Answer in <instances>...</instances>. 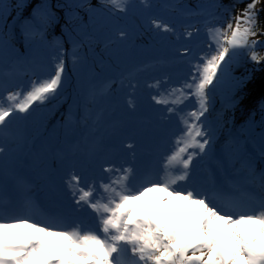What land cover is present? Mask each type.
Returning a JSON list of instances; mask_svg holds the SVG:
<instances>
[{
	"label": "snow or ice",
	"instance_id": "obj_1",
	"mask_svg": "<svg viewBox=\"0 0 264 264\" xmlns=\"http://www.w3.org/2000/svg\"><path fill=\"white\" fill-rule=\"evenodd\" d=\"M239 3L244 0L231 5L220 0L210 5H161L186 18L207 15L216 19L228 14L223 25L205 22L206 50L194 62L185 59L191 53L186 44L174 46L173 61L191 64L189 78L152 96L166 113L178 117L181 128L174 147L164 154L155 172L132 164L120 168L100 164L102 171L113 175L99 185L88 179L97 158L122 147L135 161V140H120L118 145L101 140L77 142L67 152L59 149L51 155L37 149L39 163L57 173L70 192L73 211L90 209L96 227H85L81 221L68 223L56 212L43 213L40 220L20 214L0 185V264H264V118L259 132L249 124L246 131L230 135L219 152L214 148L217 130L209 122L212 95L225 79L233 85L230 106L235 108L244 99L252 72L234 76V68L245 60L264 65V43L257 38L264 37V0H248L234 13ZM141 4L153 7L149 0ZM98 7L119 19L118 14L127 16L132 5L130 0H102L99 6L92 0H0V53H13L17 63L38 59L46 50L56 53L50 66H45L47 74L33 73L27 87L12 86L7 79L12 73L0 74V158L8 153L9 144L28 143L27 122L44 110L42 106L62 102L67 89L74 87L69 59L72 73L78 74L95 47L104 45L102 55L118 41L131 39L124 27L114 39H98L94 34ZM57 26L69 38L65 43H70L71 52L60 37L49 39V31ZM151 26L161 39H181L177 28L164 19L153 17ZM192 28L194 24L183 28L185 40L199 34V28L195 33ZM113 83L91 91L90 102L96 95H107ZM119 84L130 90L126 103L130 112H136L134 74L122 76ZM186 101H192L194 108L181 111ZM260 111L264 117V104ZM145 133L133 129L131 134ZM204 160L208 161L205 175L198 178L194 172ZM157 191L165 194L158 201L137 203ZM173 202H178L175 210H163Z\"/></svg>",
	"mask_w": 264,
	"mask_h": 264
},
{
	"label": "rangeland",
	"instance_id": "obj_2",
	"mask_svg": "<svg viewBox=\"0 0 264 264\" xmlns=\"http://www.w3.org/2000/svg\"><path fill=\"white\" fill-rule=\"evenodd\" d=\"M5 2H7V0H5ZM92 2L93 4L99 6L102 3V0H92ZM176 2L189 5L199 2L205 5H210L216 2V0H149V3L153 5L152 8H145L141 4V0H130L132 7L130 8L128 15L124 16V14H118L120 17L119 19H114L107 14L106 9L98 7V14L95 20L96 31L94 33L98 39L104 40L109 36L114 39L116 31L121 27H124L131 33V39L126 41H118L116 44L111 45L108 51L104 52L102 55L101 51L104 45L100 44L99 46L95 47L94 53L90 54L88 62L81 68L78 74L72 73L71 60L69 59V75L71 76V83L74 87L67 89V91L71 90V95H74L75 98L71 103L78 107V110H74V107L70 112L68 111L67 118L70 116V114H72L71 118H73V113L76 112V110L77 112L85 111L94 115L95 109L98 106H104V103H98L93 100H91V102L90 100L84 101V95L85 97H89V93L91 91L103 90L105 88L104 85L108 82L111 76L123 75L126 73L127 68L134 66V63L142 59V56L152 55L155 53L170 54L174 53V46L186 44L189 47L191 44L202 41L201 47L198 49L200 54L203 50H206L207 38L206 27L203 25H198V23L206 19H211V21H209L211 24L220 26L225 24L228 20L227 13H223L222 18L220 15H218V18L216 19H213L207 15L186 18L180 16L178 12H172L161 7V5L165 3ZM220 2L225 5H231L234 3V0H220ZM247 2L248 0H244V3L237 4V6L232 11L235 13L243 9L244 4ZM209 11H211V9H209ZM153 17L164 19L166 22L176 27L178 32L181 34V39L176 40L175 36H169V39L167 40L161 39L160 36L156 34V30L151 26V19ZM261 17L262 20H264V13L261 14ZM192 21H195V28H199V34L194 35V38L192 39L185 40L182 35L183 28L189 24H192L189 23ZM195 28L190 30L195 33ZM53 35L60 37L61 43H64L65 48H67L69 52L72 51L70 43H65L69 38L66 35H62L59 26H57L54 30L49 31V39H51ZM257 38L260 39L262 43H264V37ZM43 54L44 55L41 56L45 58L46 63L48 66H50L51 57L56 54L55 49L46 50L43 52ZM11 55L15 57V55L11 52L0 53L1 68L4 67L3 65H5V59ZM93 61H95L94 64ZM30 64H33L32 59L30 60ZM26 65H28L27 62H21V64H16L14 68H17L18 70H26ZM188 66H190V64H188L186 67ZM10 69H13V67ZM17 69L13 70L17 71ZM246 70L252 72L253 78L244 89V99L238 106L235 108L230 106L231 100L233 98V85L229 79H225V81L216 88L217 95L211 99L210 114L215 116L218 120L217 139L219 138V140L222 137H226L231 128L234 130L233 134H237L241 129L246 131L249 124H252V127L256 132H259L260 130L259 123L261 119L264 118L262 117V113L260 111L261 105L264 104V65H254L245 60L242 62L241 67L234 68L232 75L240 76L244 74ZM77 90H80L78 96ZM96 97H98V95H96ZM78 99L82 100V102L79 104H77ZM69 104L70 101L63 99L57 110L60 112L64 110ZM43 107L45 109L48 108L47 106ZM39 114H42V111H40ZM250 116L252 117V120L255 121L254 124L252 123V120H249ZM50 117L53 118L50 120V122L57 120V113L51 112ZM65 122L66 121H62L59 123L58 129L60 128V130H62ZM64 128L67 130V126ZM60 130L59 132L61 133ZM67 138L71 141L73 140L74 136H69ZM60 139H63L61 138V134ZM88 223H92V220Z\"/></svg>",
	"mask_w": 264,
	"mask_h": 264
},
{
	"label": "bare ground",
	"instance_id": "obj_3",
	"mask_svg": "<svg viewBox=\"0 0 264 264\" xmlns=\"http://www.w3.org/2000/svg\"><path fill=\"white\" fill-rule=\"evenodd\" d=\"M116 34V33H115ZM198 51V50H196ZM42 56L44 55L43 53L41 54ZM40 55V57L38 59H32L33 64H30V60L27 61L28 65L25 66L26 68V72L25 75L23 77H10L7 78L11 85L14 86L16 84H20L23 85V83L25 82V80L28 77V74L31 73L33 75V73H35L36 75H46L47 71H46V65H48L45 61V58L42 57ZM197 59L196 55L193 56V59H191V61H195ZM16 64H21V63H17L16 61V57L14 56H9L8 58L5 59V65H8L9 67H15ZM187 63H182V66L185 67L183 68V78H182V82L185 79L189 78V73H190V69H191V64L190 66L186 67ZM0 67H1V62H0ZM19 71H23V69H19ZM166 72V71H164ZM178 72V71H177ZM0 73H3V70H0ZM118 78V76H111L108 80L107 83H111L113 81H116V79ZM113 86V85H112ZM217 90V89H216ZM80 91V90H79ZM85 94V91H84ZM71 90L66 91L64 99H66V101H70V104L62 111H58V106H60L61 102L59 104H57L55 107H53L52 105H48L47 109L44 108V110L42 111V114L36 113L35 116H33L29 123H27V130H28V136H29V140H31L28 144V148L33 147L32 146V141L34 140L35 142L37 141V139H39V137H42V140L38 141L35 144V150L40 149V150H45V152L48 154L49 150H51L54 145L59 144L61 146V148L64 151H68L73 144H75L74 142L71 143L70 146L66 145L62 140L59 139V123H61L62 121H66L68 122L69 120H71L72 118V114H70V116L67 118V112L71 111L74 107V110L77 109L78 107L74 106L71 102L73 101V99L75 98L74 95H71ZM81 98V97H80ZM84 101L86 100H90L88 96L85 97L84 95ZM95 101H100V99H98L96 96L94 98ZM149 101V100H148ZM80 102H82V100L78 99L77 104H79ZM137 102V101H135ZM147 103V101H145V104ZM194 107V104L193 106ZM73 110V111H74ZM78 110V109H77ZM74 112V116L78 119H80V121H82L83 123H85V118H87V126L85 127V131L87 132V129L90 128L91 131H93L92 133H96L99 135V133H111L113 136L111 139H115L116 141H120V137H119V129L123 128L124 125L120 124V125H111L108 122V120H106L103 116L101 117L102 120H104L103 124H99V123H95L96 119L94 118L95 114H91V113H87V112H82V111H78ZM123 110L121 108H117L115 111H120ZM51 112H56L57 113V120H54L53 122L50 120L53 119L52 117H50ZM213 112V111H212ZM46 113V114H45ZM107 113V110L105 112V115ZM45 114V115H43ZM50 117V118H49ZM115 117H122L121 114L116 115ZM49 118V119H48ZM179 121V120H178ZM55 123V124H53ZM76 125V124H74ZM68 129H70L73 132V129H71L70 122L68 124ZM128 128V127H127ZM232 129V128H231ZM138 131V129H136ZM78 131H81L79 133L80 136H84L83 134V130H81V128H78ZM132 131L128 130V133L131 135ZM119 134V135H118ZM78 135V136H79ZM50 136V137H49ZM144 135L141 134H137L135 136H133L134 140H137L139 138H142ZM121 138L122 139H127L125 135L121 134ZM83 139H85L83 137ZM87 142V141H86ZM90 142H92V140H90ZM12 144L8 145V149L11 148ZM23 144L20 145H16L15 149H19L22 147ZM122 148V147H119ZM14 149V150H15ZM13 152V150L8 151L7 154ZM22 153L16 154L14 157L16 159H20L21 158ZM102 156V155H100ZM107 154L105 155V159H106ZM104 157V156H102ZM139 159L142 158V155L139 154L138 155ZM121 158V164L124 166H127L128 164H131L129 161H127V159H125L122 155L120 156ZM99 161H101L98 157ZM96 160V162H97ZM105 166H107L109 163V160L106 159V161L103 163ZM208 164L207 160H204L203 162V167L202 169H206V166ZM37 173H39V180L42 179L43 181L48 180L49 178H51L50 176L52 174H54L53 172H50L48 170H46L45 168H43V166L39 163L37 164ZM122 165H120L119 167H121ZM160 166V163H159ZM159 166L157 168V170L159 169ZM96 168H100L99 166L95 165ZM114 167V166H111ZM116 167V168H119ZM137 168H141L142 166L137 165L135 166ZM115 168V167H114ZM156 170V171H157ZM205 174H203L202 176H204ZM49 176V177H48ZM105 176V175H103ZM112 174H109L108 176H105V182H107L108 178H111ZM35 180H31L29 182V184H31L32 182H34ZM66 188L63 187V184H57V182L55 183V195L52 194V187H46L44 189H42L41 195H40V199L38 202H33L32 200L28 199L24 201V205H25V212L24 214L27 215H31L33 218L40 220L43 218V213H51V212H56L59 213L61 215H64L65 217H68L66 214V210L69 209L70 207L73 208V202H72V197L70 192H68L66 190L67 193L63 194V192L65 191ZM19 191L21 192V188L19 187ZM17 195H22V194H17ZM26 197H32V193L31 195L26 194ZM35 195V194H34ZM164 193L161 192H152V193H148L141 201L137 202V203H144L145 201H152V202H156L158 201V199L161 196H164ZM178 202H173L170 205L167 206H163V210L164 211H173L176 209ZM85 213L82 214L81 216L85 218V220H93V217L89 214L91 212L90 209H86L84 211ZM80 214V213H79Z\"/></svg>",
	"mask_w": 264,
	"mask_h": 264
}]
</instances>
